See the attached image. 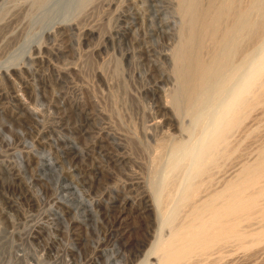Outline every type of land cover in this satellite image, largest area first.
I'll return each mask as SVG.
<instances>
[{"label": "rangeland", "instance_id": "rangeland-1", "mask_svg": "<svg viewBox=\"0 0 264 264\" xmlns=\"http://www.w3.org/2000/svg\"><path fill=\"white\" fill-rule=\"evenodd\" d=\"M262 62L264 0H0V264H158L184 156ZM259 108L215 189L264 145ZM220 251L187 264H264Z\"/></svg>", "mask_w": 264, "mask_h": 264}, {"label": "bare ground", "instance_id": "bare-ground-1", "mask_svg": "<svg viewBox=\"0 0 264 264\" xmlns=\"http://www.w3.org/2000/svg\"><path fill=\"white\" fill-rule=\"evenodd\" d=\"M216 23L217 20H213V26ZM211 24L203 29L206 35L212 36ZM259 66L254 75L257 80L244 78L245 85L231 96V101L230 90H227L226 102H220L218 107L220 118L210 122L212 126L203 139L184 156L187 172L179 183L174 212L185 211V214L168 237L158 243L155 250L159 255L158 264L193 263L231 244L244 252L264 245V145L258 147L254 160L242 164L231 179L222 178L216 189L213 178L215 172L223 168L222 164H227L230 156L238 153L229 142L232 134L244 126L252 112L264 107V64ZM165 185L160 189L159 198ZM253 225L258 227L252 229Z\"/></svg>", "mask_w": 264, "mask_h": 264}]
</instances>
